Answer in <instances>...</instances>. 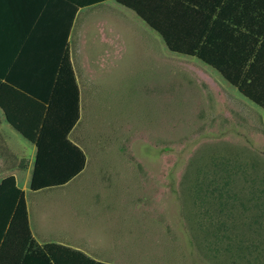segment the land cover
Returning <instances> with one entry per match:
<instances>
[{
  "label": "rangeland",
  "instance_id": "374dc122",
  "mask_svg": "<svg viewBox=\"0 0 264 264\" xmlns=\"http://www.w3.org/2000/svg\"><path fill=\"white\" fill-rule=\"evenodd\" d=\"M77 20L82 113L71 138L87 164L62 187L20 184L30 211L53 220L39 234L106 264H264V110L114 1ZM199 185L213 191L203 208Z\"/></svg>",
  "mask_w": 264,
  "mask_h": 264
},
{
  "label": "trees",
  "instance_id": "16d2710c",
  "mask_svg": "<svg viewBox=\"0 0 264 264\" xmlns=\"http://www.w3.org/2000/svg\"><path fill=\"white\" fill-rule=\"evenodd\" d=\"M21 1L27 9L23 32L29 27L34 37L22 33L21 51H6L0 108L7 122L37 149L29 187L39 192L67 185L86 167L85 152L69 138L81 113L68 38L81 8L107 0ZM116 1L155 30L170 52L212 67L264 109L252 80L264 65V0ZM209 194V186H198L202 208ZM222 198L213 204L218 215L227 205ZM0 264L106 263L61 244H39L30 228L25 191L9 176L0 183Z\"/></svg>",
  "mask_w": 264,
  "mask_h": 264
},
{
  "label": "crops",
  "instance_id": "0c3cea01",
  "mask_svg": "<svg viewBox=\"0 0 264 264\" xmlns=\"http://www.w3.org/2000/svg\"><path fill=\"white\" fill-rule=\"evenodd\" d=\"M110 1H114L119 6L133 12L139 19H141L133 10L122 6L116 0H107V1L99 3V4H95L92 6L81 8L78 11V13L75 17L74 23H73L71 33H70L69 38H68V43H69V51H70V55H71L73 68L75 70L77 83H78L79 90H80V113H82L81 112L82 111V106H81L82 105V82H81L80 70H78V68H77V67H79V65L76 66V63L74 61V55H73V51L71 48V35H72L74 28H77V26L82 23V21L77 20V17H78L81 10H83L85 8H90V7H94L97 5H101L103 3L110 2ZM22 7H26V6L22 5L21 0H0V71L5 70L6 51H21L20 42H21L22 33H23V37H27V39L34 37L32 35V31L30 30L29 27H25L24 32H23V28H22L23 17H24L23 16V13H24L23 10L26 11L27 9H23ZM112 11L116 15H118V16L120 15L119 17L122 19H128V17L130 19H132L131 15H128L123 11L121 12L120 10L117 9V6L114 7V9H112ZM76 20H77V22H76ZM142 21L145 24H147L144 20H142ZM34 24L36 25V34H37L38 18H35ZM148 27L151 28L149 25H148ZM104 32H105V30H104ZM36 34H35V36H36ZM110 37H112V36H110ZM162 40H163V38H162ZM163 42L166 45L164 40H163ZM192 58H194V57H192ZM83 68L84 67H82V70H83ZM212 79H214V78H212ZM212 79H210L211 86L217 87L216 83H214V82L212 83ZM252 80L255 82V86L258 89L257 93L264 100V65L259 67V69L255 72V75L252 78ZM230 85L233 86L232 84H230ZM211 90H213V89H211ZM219 91H221L222 94H224L223 88L221 90L218 89V91L216 93L218 94ZM241 96H243V95L241 94ZM244 98L246 100H248L246 97H244ZM248 101L250 103H252L253 105L257 106L256 104H254L250 100H248ZM257 107H259V106H257ZM259 108L262 109L261 107H259ZM262 110H264V109H262ZM80 119H81V115H80ZM79 122H80V120H79ZM72 132L69 135V138L71 140H72V138H71ZM27 142H29V141L27 139H25L17 130H15L7 122V118L5 116V113L0 108V183L5 178H7L9 176H15L18 185L20 186V188H22L25 191V194H26V190H25L26 187L25 186H28V184L30 185V180L32 177V171H33V167H34L35 156L37 153V149H36L35 145L30 142L34 146V149L32 151H30V148L27 145ZM21 183L25 184V186L21 187V185H20ZM26 200H27V194H26ZM27 204H28V201H27ZM28 212H29V223H30L31 231L33 233V236L35 237V239L37 240V242L39 244H41V245L48 244V243L61 244V245L67 246V247H71V248L80 250V251L88 254L89 256L94 258L95 260L102 262V263H106V262L100 260L98 257H96L95 254L91 250H90V252L87 251V249L80 247L79 245H77L73 241H70L69 238L68 239L67 238H59L58 239V238H46V237L42 236L39 233H40V231H43V229H45V224H47L48 219L50 221H53V220L51 218H46L45 216L42 217V216L35 215V213L33 214L30 211L29 205H28Z\"/></svg>",
  "mask_w": 264,
  "mask_h": 264
}]
</instances>
